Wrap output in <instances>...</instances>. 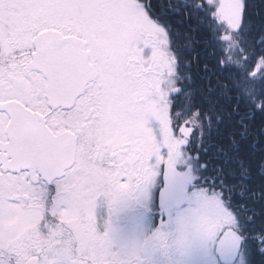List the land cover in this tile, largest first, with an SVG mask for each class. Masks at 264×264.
Segmentation results:
<instances>
[{
    "label": "snow or ice",
    "instance_id": "snow-or-ice-1",
    "mask_svg": "<svg viewBox=\"0 0 264 264\" xmlns=\"http://www.w3.org/2000/svg\"><path fill=\"white\" fill-rule=\"evenodd\" d=\"M161 175L264 264V0H0V264H137L97 209Z\"/></svg>",
    "mask_w": 264,
    "mask_h": 264
},
{
    "label": "rangeland",
    "instance_id": "rangeland-1",
    "mask_svg": "<svg viewBox=\"0 0 264 264\" xmlns=\"http://www.w3.org/2000/svg\"><path fill=\"white\" fill-rule=\"evenodd\" d=\"M155 181L149 188L147 194L143 192L133 193L124 197L118 206L124 203H135L146 206L154 200ZM187 206L171 214L167 225L152 227V236L145 240L143 236L138 237L137 227L123 229L109 225L103 217L107 200L102 198L99 202V217L101 226H107L116 249H124L133 256L137 264H227L226 257L219 248L202 238L195 230H188L185 219L190 208L194 206V194ZM134 231V232H133ZM163 234V240L157 238V234ZM142 259V260H140Z\"/></svg>",
    "mask_w": 264,
    "mask_h": 264
},
{
    "label": "flooded vegetation",
    "instance_id": "flooded-vegetation-1",
    "mask_svg": "<svg viewBox=\"0 0 264 264\" xmlns=\"http://www.w3.org/2000/svg\"><path fill=\"white\" fill-rule=\"evenodd\" d=\"M164 185V176H158L155 181L154 200L146 206L138 205L135 203H124V205L116 206L115 209L109 214V206L105 208L104 220L113 227L125 226L126 228L137 227L138 237L143 236L148 240L152 236V227L167 225L170 221V215L176 209L172 204H163L159 200V193ZM196 187L195 184L189 183L185 180V188L188 193V199L192 196V190ZM173 209V210H172ZM171 210V211H170ZM99 216V207L97 209ZM134 232V231H133Z\"/></svg>",
    "mask_w": 264,
    "mask_h": 264
},
{
    "label": "water",
    "instance_id": "water-1",
    "mask_svg": "<svg viewBox=\"0 0 264 264\" xmlns=\"http://www.w3.org/2000/svg\"><path fill=\"white\" fill-rule=\"evenodd\" d=\"M186 191L183 187V177L176 176L173 178L165 175V186L161 193V201L171 203L175 207L182 206L186 201Z\"/></svg>",
    "mask_w": 264,
    "mask_h": 264
}]
</instances>
